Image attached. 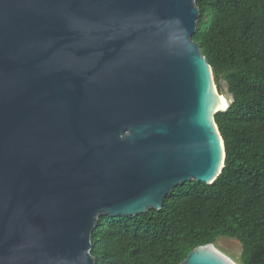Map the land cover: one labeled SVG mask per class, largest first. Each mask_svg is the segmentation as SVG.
Wrapping results in <instances>:
<instances>
[{
    "label": "water",
    "instance_id": "obj_1",
    "mask_svg": "<svg viewBox=\"0 0 264 264\" xmlns=\"http://www.w3.org/2000/svg\"><path fill=\"white\" fill-rule=\"evenodd\" d=\"M200 16L196 0H0V264H96L102 216L216 181L234 96L193 40ZM180 264L236 263L207 245Z\"/></svg>",
    "mask_w": 264,
    "mask_h": 264
},
{
    "label": "trees",
    "instance_id": "obj_2",
    "mask_svg": "<svg viewBox=\"0 0 264 264\" xmlns=\"http://www.w3.org/2000/svg\"><path fill=\"white\" fill-rule=\"evenodd\" d=\"M196 2L193 40L218 91L224 81L234 96L215 115L224 169L210 185H180L161 210L102 216L92 235L96 264H180L222 237L239 242V264H264V0Z\"/></svg>",
    "mask_w": 264,
    "mask_h": 264
},
{
    "label": "rangeland",
    "instance_id": "obj_3",
    "mask_svg": "<svg viewBox=\"0 0 264 264\" xmlns=\"http://www.w3.org/2000/svg\"><path fill=\"white\" fill-rule=\"evenodd\" d=\"M214 246L217 250L228 256L236 264H239L241 246L238 241L222 237L218 240L217 244Z\"/></svg>",
    "mask_w": 264,
    "mask_h": 264
},
{
    "label": "bare ground",
    "instance_id": "obj_4",
    "mask_svg": "<svg viewBox=\"0 0 264 264\" xmlns=\"http://www.w3.org/2000/svg\"><path fill=\"white\" fill-rule=\"evenodd\" d=\"M212 104L216 109H222L227 105V99L223 95H220L218 91H216L215 86H213L212 91Z\"/></svg>",
    "mask_w": 264,
    "mask_h": 264
}]
</instances>
